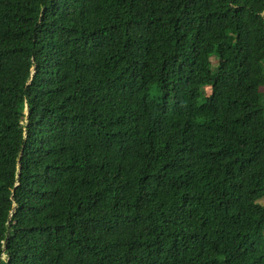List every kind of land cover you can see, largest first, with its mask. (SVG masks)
Instances as JSON below:
<instances>
[{"label":"trees","instance_id":"16d2710c","mask_svg":"<svg viewBox=\"0 0 264 264\" xmlns=\"http://www.w3.org/2000/svg\"><path fill=\"white\" fill-rule=\"evenodd\" d=\"M263 196L264 0H0V264H264Z\"/></svg>","mask_w":264,"mask_h":264},{"label":"rangeland","instance_id":"374dc122","mask_svg":"<svg viewBox=\"0 0 264 264\" xmlns=\"http://www.w3.org/2000/svg\"><path fill=\"white\" fill-rule=\"evenodd\" d=\"M260 202L264 204V196L260 199Z\"/></svg>","mask_w":264,"mask_h":264},{"label":"water","instance_id":"95a60500","mask_svg":"<svg viewBox=\"0 0 264 264\" xmlns=\"http://www.w3.org/2000/svg\"><path fill=\"white\" fill-rule=\"evenodd\" d=\"M27 112H28V109H27Z\"/></svg>","mask_w":264,"mask_h":264}]
</instances>
